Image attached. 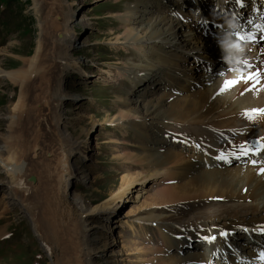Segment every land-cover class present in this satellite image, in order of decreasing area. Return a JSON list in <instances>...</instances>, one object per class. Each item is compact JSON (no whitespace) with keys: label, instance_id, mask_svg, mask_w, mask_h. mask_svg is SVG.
<instances>
[{"label":"rangeland","instance_id":"1","mask_svg":"<svg viewBox=\"0 0 264 264\" xmlns=\"http://www.w3.org/2000/svg\"><path fill=\"white\" fill-rule=\"evenodd\" d=\"M168 1L0 0V69L9 72L19 68L26 64V59L35 56L38 49L42 65L40 76L32 74L27 79L24 102L17 108L21 87L5 72L0 73V154L8 157L12 146L19 164L24 163L23 175L26 176L23 178L29 182L37 181L38 186H44L49 179L48 173L54 178L59 172L57 168L65 164L64 170L73 172L70 176L72 192L82 195L89 208L109 201L113 192L120 188L122 179L131 177L133 190L113 208L112 217L100 211L88 212V240L90 247L95 249L92 264H157L158 258L169 250L161 244V224L155 219L196 212L212 207L209 204L217 200L212 194H198L188 199L165 196L143 202L158 189L179 182L177 174L164 179L161 172L145 174L141 178L143 171L151 167L146 157L141 156L149 144L146 141L151 138L149 146H153L156 141L167 139L176 145L183 144L190 154V149L207 151L200 144L204 139L183 124H179L175 132L157 131L137 119V115H119L120 111L132 106L140 107L143 113L144 102L160 95H164V99L171 95L179 99L196 90L172 92L167 89L160 93L157 82L149 86L148 94H143V82L133 83L121 74L129 61H137L135 52L121 42L130 26L122 21V14L127 7H139V14L144 13L143 6L155 11ZM162 9L166 14L168 9ZM71 13L73 18L68 21ZM208 27L212 31L206 29L203 32L213 35V29L217 28ZM235 30L227 31L232 34ZM73 33L77 36L71 40L73 44L69 45L68 52L80 68L67 72L63 71L61 62L67 43L64 37L71 38ZM75 40L77 45L74 46ZM153 91L156 93L151 95ZM54 106L58 107L60 123H56ZM184 117L178 121L184 122ZM196 144L200 147L193 146ZM240 149L225 150L223 154L231 158L230 162L220 159L221 166L210 168L227 169L240 165ZM10 179L0 163V214H4L0 227L5 230L0 237V249L5 248L0 264H58L41 239L33 217L19 201L21 197L12 190ZM59 213L65 216L61 217ZM76 217L71 211L53 213L55 230L59 229L62 238V263H75L71 259H74L77 245L72 240L71 227L65 224L75 225ZM185 228H188L187 224ZM9 233L10 239L2 243ZM66 233L71 238L66 237ZM194 233L188 237L191 243L205 237L201 232ZM245 237L246 234L243 239ZM189 246L183 247L178 255L184 257L186 252L192 251ZM197 248L201 249L200 246ZM66 251L69 252L67 256Z\"/></svg>","mask_w":264,"mask_h":264},{"label":"bare ground","instance_id":"2","mask_svg":"<svg viewBox=\"0 0 264 264\" xmlns=\"http://www.w3.org/2000/svg\"><path fill=\"white\" fill-rule=\"evenodd\" d=\"M187 1L169 0L172 8L171 13L167 14L163 13L162 7L157 8L160 11H153V8L143 6L142 14H139V7H127L126 12L121 16L122 21L130 23L121 42L133 50L137 58L136 62L129 61L121 74L133 83L143 82L145 85L143 94H148L149 86L157 82L160 93L167 89H171L172 92L196 90L179 99L165 93L170 98L164 99V95H160L144 102L143 113L140 107L132 106L120 111L119 115L123 117L137 115V119L145 121L150 128H156L157 131L163 129L167 132L170 130L175 132L179 129V124L186 125L204 139L200 144L207 150L190 149L188 154L183 144L176 145L167 139L156 141L155 145L149 146L152 143V139L149 138L146 141L149 144H145L146 151L141 156L146 157V162L151 167L143 171L141 178L145 174L154 175L161 172L164 179L177 174L179 182L158 189L143 202L150 199L158 200L165 196L188 199L198 194H212L217 197V200L209 204V206L213 205L212 207L207 206L182 216L168 218L159 216L155 219L156 223L161 224V244L169 250L168 253L163 254V257L158 258L157 264H264V261L258 258L264 250V243H256L257 239H264V233L259 231L264 227V174L260 173V169L264 168V147H261L264 144V115L259 117L256 115L251 119L244 115L245 110L264 108V75L259 83L255 84L254 90H246L252 88L251 82L241 81L229 90L220 92L225 80L246 75L257 68L264 69V51H262L264 40L257 42L249 39L248 35L256 33L258 36L259 32L264 30V4L257 0H244V6L236 17L234 19L233 16L228 17L227 23L221 26L222 30L215 27L217 29H213V35H210L205 34L203 30L210 31L211 28L208 26L214 27L211 24L204 23L206 24L204 26L201 23L206 22L208 18L221 23L223 20L209 17V0H190L195 6L193 12L184 9L183 4ZM224 2L227 7H233L235 3L233 0ZM252 2L255 8L260 9L259 12L254 11ZM72 17L73 14H69L68 21ZM250 20L251 23H248ZM236 23L237 29L231 34L227 30H231L232 27L227 28L226 24L233 26ZM75 36L77 35L73 33L71 38L68 35L64 37L67 43L61 59L63 71L71 72L79 67L77 60L68 52L69 45L73 44L71 40ZM203 60L210 63L206 64ZM25 61L26 64L9 72L0 69V73L5 72L12 82L16 81L21 87L16 108L24 102L23 93L28 89L27 79L32 74L41 75L40 50L38 49L35 56ZM218 61L220 65L213 68L211 62ZM154 93L156 92L150 94ZM168 102L170 103L167 104ZM54 108V114L58 117V107L54 106ZM182 116H185L184 122L178 121ZM57 117L56 123H60V118ZM242 147L252 151L245 156L239 155L240 165L227 169L210 168L222 165L216 156L224 153L225 150L235 148L242 150ZM0 163L11 178L12 190L21 197L19 201L33 217L41 239L58 264H70L68 261L62 263V255H64L60 244L62 238L59 237V229L55 230L56 223L53 218L54 211L58 210L71 211L77 216L75 225L65 224L71 227L70 234L72 233V240L77 245V250L74 249L76 251L72 252L74 259L69 258L75 261L71 264H92L91 257L95 249L90 247L88 240L89 229L86 222L88 212L100 211L112 217L113 208L119 206L120 201L128 197L133 190L131 177L125 176L122 179L120 188L113 192L109 199L111 203L104 201L89 208L84 203L82 195L72 192L70 176L73 172L64 170L65 164L57 168L59 172L54 178L48 173L49 179L45 181L44 186H38L37 181H34L35 183L31 181L34 183L32 184L23 178L24 163L19 164L12 146L8 157L0 154ZM43 212L44 216H42ZM59 215L65 216L64 213ZM3 217L4 214L1 213L0 219ZM186 224L188 228H185ZM239 224H243L247 231L241 230L242 226ZM232 229L235 230L234 233ZM222 231L229 233L227 238L219 235ZM237 231L241 232L236 233ZM194 232H201L202 236H214L215 239L211 241L204 239V249L203 244H195L201 249L192 245V251L180 257L178 252L192 244L188 237ZM3 233L5 230L0 227V237ZM245 234L246 237L243 239ZM10 236L9 233L2 243L7 242ZM69 236L66 237L71 238ZM236 242H243V248L247 249V253H242L234 247ZM4 251L5 248L0 249V261ZM157 251L160 252L159 249ZM66 252L67 256L69 252Z\"/></svg>","mask_w":264,"mask_h":264},{"label":"snow or ice","instance_id":"3","mask_svg":"<svg viewBox=\"0 0 264 264\" xmlns=\"http://www.w3.org/2000/svg\"><path fill=\"white\" fill-rule=\"evenodd\" d=\"M226 2H227V0H226ZM235 2L240 7L244 6V0H235ZM256 11L259 12L260 9L257 8ZM205 23H207V22H205ZM248 23H251V20ZM248 35H249V39L255 40L257 42L264 40V30H261L259 32L258 36L256 33H249ZM262 51H264V50H262ZM220 75H223V73H220ZM262 75H264V69L257 68L255 71H249L246 75H241V76L234 78V79H227L221 85L220 92L222 93L226 90H229L231 87H234L236 84L240 83L241 81H243L245 83L251 82L252 88L246 89V90H254L255 84L259 83ZM244 115L248 116L250 119L254 118L256 115H264V108H252V109L245 110ZM261 147H264V144H262ZM249 151H252V150L242 147V151L240 154L244 155V154H247ZM217 158L218 159H225L226 162H230V159H231L230 157H226L225 154H223V153H221ZM260 173L264 174V168L260 169ZM244 230L247 231V229H244ZM259 231L261 233H264V227H261L259 229ZM219 235L224 237V238H227L229 233L227 231H222L219 233ZM203 239L211 241V240L215 239V237L214 236L213 237L205 236V237H203ZM258 258H259V260L264 261V250L261 251Z\"/></svg>","mask_w":264,"mask_h":264}]
</instances>
